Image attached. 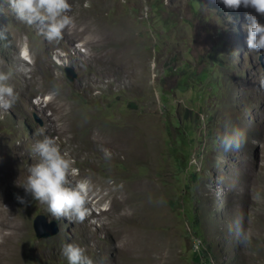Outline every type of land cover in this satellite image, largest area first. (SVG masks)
<instances>
[{"label":"rangeland","instance_id":"obj_1","mask_svg":"<svg viewBox=\"0 0 264 264\" xmlns=\"http://www.w3.org/2000/svg\"><path fill=\"white\" fill-rule=\"evenodd\" d=\"M68 2L73 22L49 41L0 0V72L17 94L0 109V264H67L65 243L92 264H264V68L244 27L264 15L220 0ZM226 126L245 134L239 150L221 144ZM45 136L75 161L73 183L91 181L82 222L22 186ZM38 214L58 232L38 238Z\"/></svg>","mask_w":264,"mask_h":264},{"label":"clouds","instance_id":"obj_2","mask_svg":"<svg viewBox=\"0 0 264 264\" xmlns=\"http://www.w3.org/2000/svg\"><path fill=\"white\" fill-rule=\"evenodd\" d=\"M220 2L226 8L235 10L243 6L264 15V0ZM9 3L16 19L27 25H35L49 41L59 40L62 31L73 22L67 14L70 9L68 0H9ZM245 20L248 49L264 54V23L259 22L257 16L251 13H245ZM8 79L7 73L0 72V109L4 110L12 107L17 96L13 86L5 83ZM259 85L264 89V79L259 81ZM220 142L225 151L239 150L245 143V134L226 126ZM101 150L106 158L111 156L108 149ZM32 152L39 159L27 169L26 182L22 184L25 192L30 194L33 200L46 205L47 211L53 216L82 222L89 214L86 204L92 190L90 179L84 177L73 183L71 178L75 177L79 170L74 167L75 161L68 153L61 152L54 137L45 136L44 139L36 141ZM16 198L20 203H24L22 197ZM60 252L66 258L67 264H92L84 249L74 243L63 244Z\"/></svg>","mask_w":264,"mask_h":264},{"label":"water","instance_id":"obj_3","mask_svg":"<svg viewBox=\"0 0 264 264\" xmlns=\"http://www.w3.org/2000/svg\"><path fill=\"white\" fill-rule=\"evenodd\" d=\"M262 67L264 68V54L260 56ZM67 77L73 80L76 77V72L72 66H65L64 68ZM33 227L38 238H45L58 232L59 226L57 222L48 221L44 214H38L33 220Z\"/></svg>","mask_w":264,"mask_h":264},{"label":"bare ground","instance_id":"obj_4","mask_svg":"<svg viewBox=\"0 0 264 264\" xmlns=\"http://www.w3.org/2000/svg\"><path fill=\"white\" fill-rule=\"evenodd\" d=\"M21 57H23V58H25V59H29L30 58V54L28 53V50L26 49V47H23L22 48V50H21V55H20ZM29 56V57H28ZM62 127V126H61ZM60 127V128H61ZM0 154H2V155H4V154H6V151H4L3 149H0ZM5 156V155H4ZM6 158V157H5ZM2 159V158H1ZM2 161V160H1ZM3 163V162H2ZM5 163V162H4ZM6 164V163H5ZM7 165H9V164H7ZM6 165V166H7ZM5 166V167H6ZM7 169V168H6ZM8 169H9V167H8ZM7 169V170H8ZM127 257V256H126Z\"/></svg>","mask_w":264,"mask_h":264},{"label":"trees","instance_id":"obj_5","mask_svg":"<svg viewBox=\"0 0 264 264\" xmlns=\"http://www.w3.org/2000/svg\"><path fill=\"white\" fill-rule=\"evenodd\" d=\"M218 11L222 12L219 8H218Z\"/></svg>","mask_w":264,"mask_h":264}]
</instances>
